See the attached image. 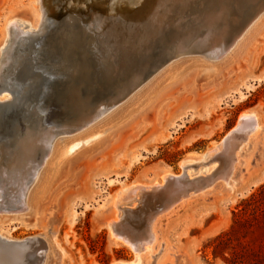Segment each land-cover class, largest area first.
Returning <instances> with one entry per match:
<instances>
[{
    "label": "rangeland",
    "instance_id": "374dc122",
    "mask_svg": "<svg viewBox=\"0 0 264 264\" xmlns=\"http://www.w3.org/2000/svg\"><path fill=\"white\" fill-rule=\"evenodd\" d=\"M123 1L121 3L126 2ZM133 1L134 6L139 4L138 0ZM199 1L185 0L184 9L173 8L167 12L166 15L173 20L185 17L177 33L179 38L197 40L207 35V10L201 11V19L184 14L178 17L180 11L187 13L188 10L190 13L192 4ZM227 1H219L226 17L222 19L220 16L213 28L224 32L222 49L225 50L234 41L235 44L220 59V67L215 75L202 80L201 73L215 67V63L204 61V64L192 65L189 60L194 59L189 56L183 58L180 64L184 62L192 66L181 78L168 82L165 77L172 70L173 61L157 67L155 62L158 59L151 58L142 71V75H145L142 88L135 95H140L144 89L152 91L147 95L152 98L149 107L122 116L115 123L116 126L108 130V139L101 146H93L94 142L90 141L83 144L86 149H82L85 150L82 153L75 152L77 155L74 153L61 158L57 173L46 184L44 193L31 210L22 213L1 211L0 264H25L26 257L28 264H41L44 244L50 250L45 264H118L133 261L136 252L116 242L107 223H115L114 230L120 232L121 236L117 238L129 237L135 241L145 237L147 231L144 230L149 220L146 216L155 212L157 214L154 216L158 215L165 203L155 199L153 194L161 192L157 196L169 199L176 191L163 181V177L167 174L181 176L184 172L181 163L185 159L200 157L209 149L221 145L237 128L242 116L254 114L260 128L239 152L230 182L233 185L235 181L233 191L225 186L223 180L218 181L212 188L183 198L173 209L158 215L152 222L156 235L154 249L152 253H143L141 259V264H226L221 259H214L205 250V245L228 231L242 204L253 202V195L258 194L264 186V0ZM69 2L70 5L57 6L59 10L72 13L63 19L65 28L71 35L83 37L81 44L76 54L68 57L64 46L56 39L62 31L60 28L58 33L51 32L50 37L45 38L49 47L47 55L51 57L53 66L58 65V61L66 60L68 67L77 63L86 69L89 64V71L79 69L70 74L61 73L57 75V83L52 82L44 87L46 94L48 90H54L60 94V99L50 100L47 104L50 109L42 117L44 121L32 122L34 129L49 130L66 121L69 122L66 125H72V121L83 114L80 110L82 100L89 98L92 109L94 105L96 107L109 100L112 92H116L114 89L119 79L124 82L130 73H136L139 69L135 68V63L143 61L145 50L137 44L144 39L146 27L138 26L136 31L134 28L137 26L130 21L127 25L131 28L127 26L125 36H115L112 25L118 10L116 12L115 8L105 4L95 5L89 0ZM35 5V0H0V44L6 21L13 17H33ZM177 6L182 7L180 4ZM82 9L90 10L93 14L91 18L88 19ZM125 9H120L118 14L125 12L122 15L126 19L130 14L132 17L135 15ZM220 12L221 9H215L216 14ZM58 22H55L54 29L63 24L59 25ZM127 33L133 37L128 38ZM148 35H152V32L146 36L150 38ZM125 37L130 40L128 44L122 41ZM41 43L37 42L35 46L40 48ZM160 51L155 50L154 53ZM125 57L127 67L125 62L121 63ZM11 100H17L15 94L10 93L8 100L9 104H14ZM123 105L115 108V111ZM0 115L5 120L3 112ZM22 119L18 118L15 127H18L19 135L24 133ZM1 131L2 127L0 141L16 148L18 143L14 134L4 136ZM65 151L61 150V153ZM53 161L51 159L49 164H43L39 169L36 178L39 179L35 180L37 184L34 182L35 185H32L33 190L44 185L43 177L54 167L55 163L50 165ZM155 184L159 185L151 190L132 188L124 194L119 205L122 209L113 206L112 201L120 190ZM131 202L135 203L132 205ZM73 205H76L78 213L74 221L71 216ZM45 239L47 241L43 243ZM247 239L264 258V224L250 233Z\"/></svg>",
    "mask_w": 264,
    "mask_h": 264
},
{
    "label": "bare ground",
    "instance_id": "6f19581e",
    "mask_svg": "<svg viewBox=\"0 0 264 264\" xmlns=\"http://www.w3.org/2000/svg\"><path fill=\"white\" fill-rule=\"evenodd\" d=\"M89 1L98 6H102L104 4L108 5L109 7L115 8L116 12L117 10L119 12L120 9L125 7L127 9L124 11L129 13L133 12L132 14H135L133 17L130 16V14L126 19V16H123L125 15V12L119 14L117 12V15H115V22H113L112 25V31L115 36L124 37V33H126L125 30L127 31L130 27L127 25L130 21L134 24V26H137L134 28L136 31L138 30V26H142L144 28L146 27V35H143L144 39L142 42L140 39V42L137 44V46L140 45L143 51L145 50L142 54L143 61H137L135 63V68H138L139 70L136 73H130L129 77L124 79L126 82H121L122 79H119V83L114 89L116 92H112V96L109 100H105L104 102L96 105V107L94 105L95 108L93 107V109L90 108L89 98L82 100L83 105L80 110L82 109L83 114L78 119L74 120V122L72 121V125L69 124L70 126L66 125V123H69L66 121L65 124L52 127L49 130L47 128L45 130L34 129V125L32 126L33 121H30L29 119L30 116H32V112H28L23 115V126H21V128L24 133L19 135L18 127L16 128L17 132L14 133L18 143L17 147L12 148L9 144H6L7 142L5 143L4 141V143H2L3 141H0V212L12 211L14 213H22L24 211L31 210L37 199L44 193L43 191L46 188V184L50 181L51 177H54L57 173L56 168L59 167L60 163H58V161H60L61 158H67L75 152L79 154L82 153L85 151L82 149H86V146L84 147L83 144H88L90 141L94 142V144H92L93 146H101L100 144L104 143L103 141H105V139H108V136H106L109 132L108 130H110L112 126H116L115 123L122 116L126 115L128 112H130L128 115H131L138 110H144L149 107L152 98L147 95L152 94V91L144 89L140 95H135L138 94L140 88H142L143 76H145L142 75V71H144L145 64L147 65L151 58L158 59L156 60L157 62H155L157 63L155 64L157 67L166 62L170 63L173 61L172 70L168 76L165 77L168 82L181 78L186 73V70L192 65L204 64V61H208L210 64L215 63V67L205 69L201 73V79L208 80L219 70L220 59L223 58L235 44L234 41L231 46L225 50L222 49L224 32L221 33L213 28L216 26L217 20L220 16L222 19L226 17L225 9L222 3L219 2L220 0H198L199 2H196L195 5L192 4L193 6L187 2V4L191 6L192 11L190 13L188 10L186 11L187 13H183L181 11L178 12L181 14L178 17L184 14V16L187 17L195 15L197 18L201 19V11L204 12L207 10L206 15H208V17L205 18L207 21V28L205 30L207 35L205 37L201 36L197 40L192 38L181 39L177 35L179 30L182 28L185 17L182 16L183 19L175 18L173 20L171 17L166 15L167 12L172 11L173 8L184 9L183 4H185V0H138L139 4L136 6L133 5V0H124L126 2L123 0ZM122 1L124 3H121ZM35 3L36 9L33 17L24 19L13 17L9 18L5 23L4 37L2 43L0 44V103L8 102L10 93H19V97H24V95L27 96V92L30 90V85L38 86L41 84V70L50 68L52 72H56V75H59L61 73L70 74L79 69H83V67L77 63L74 66L68 67L66 65V60L58 61V65L53 66L51 64V57L48 56L49 47L45 38L47 36L50 37L49 33L51 32L58 33L60 28H62V31L59 33V37L56 36V39L58 38L60 44L64 46L68 57L74 56L76 54V50L81 44L83 37L71 35V33L65 28L66 24L63 19L67 14L72 15V13L65 12V10H59L57 6V4H60L62 7L70 5L69 0H35ZM135 3L137 2L135 1ZM202 3H204V5H199ZM177 4H180L182 7L178 8ZM218 8L221 9V12L216 14L215 9L217 10ZM82 11L88 19L91 18V15H93L90 10L82 9ZM112 19H114V17ZM205 19L202 20L205 21ZM93 20H95V17ZM57 21H59V25L60 23L63 24H61L57 29H54V24ZM162 22L163 24L161 25ZM63 27L65 29H63ZM150 32H152V35L148 36L151 39L146 37ZM137 34L139 35V33ZM129 36L133 37L129 34L128 38ZM125 38L124 40L122 39V41L128 44V41L130 42V40ZM148 39H150V42ZM37 42H42V47L37 48L35 46ZM159 49L161 50L160 53H154L155 50ZM189 56L194 59L189 60L192 65H186L184 62L180 64L183 58H189ZM126 59L127 57L123 58L121 63L124 64L125 62L126 64ZM196 61H199V63H195ZM34 62H38L37 64L39 65L35 68V70L31 65ZM88 67L83 70L89 71ZM56 80L58 81V79ZM79 94L80 93L77 92L78 96ZM68 96L69 95H67V97ZM16 98L18 99V97ZM80 99L81 98H79L78 101ZM121 104H124L123 107L115 111V108ZM46 111L43 112L44 115H46ZM0 114H2L1 111ZM3 121V117L0 115V128L2 127ZM259 128L260 126L257 124V119L254 114L244 115L242 116L237 128L229 134L226 141H224L221 145H217L209 149L200 157L185 159L181 163V167L184 171L181 176H173L171 174L165 175L163 177V181L176 191H173V196L169 199L164 198L163 196H157L161 192L153 194L155 199H158L159 201L161 200L162 203L165 202L163 209L158 213V215L164 214L173 209V207L176 206L183 198H188L193 194L212 188L218 181L223 180L225 182V186L230 191H233L235 181H233V185H230V182L232 181V176L236 170L235 167L239 160V152L252 139V134ZM60 140L64 142V144H61ZM61 150L66 151L61 153ZM216 156H218V158ZM51 159L52 161L54 159L55 160L50 163V165H53L54 163L55 165L54 167H51L49 169L50 172L43 177L44 180L42 178L45 182L44 185L41 183V187H37L36 190H33L32 185L37 184L35 180L39 179H36L39 169L43 164H49ZM42 180L41 182H43ZM157 185L159 184L152 186L136 185L131 188L120 190L112 201L113 206L119 207L122 203V199L124 198V194L131 191L132 188H144L145 190H151ZM9 186L12 187L10 188ZM190 191H192V193H189ZM26 199L28 202H25ZM134 203L131 202L132 205ZM151 204H153V200ZM119 208L122 209L121 206ZM0 214H2V212ZM77 214L76 205H73L71 210L73 221ZM154 214L151 216L148 214L149 216H146L149 217L147 228L144 230L147 231V235L140 240H135L137 241V244L129 237L117 238V236H121L120 232L118 233L114 230L116 226L115 223H107V227L111 229L112 235L116 237L114 238L115 241L131 247L136 252L133 261L119 262L118 264H141L143 253H152L156 241V235L152 230V222L158 216H154ZM134 215L135 214H133V216ZM119 216L121 217V215ZM115 222H117V219ZM137 228L135 229L136 231H138ZM141 230L143 229L141 228ZM141 230L139 229V231ZM118 231L120 230L118 229ZM135 234H137V232ZM46 241L47 240L45 239L43 243H46ZM142 241L144 243H142ZM43 247L44 254L41 256V264L46 263L48 253L50 252L48 245L44 244ZM26 258L24 263L28 264V259Z\"/></svg>",
    "mask_w": 264,
    "mask_h": 264
},
{
    "label": "trees",
    "instance_id": "16d2710c",
    "mask_svg": "<svg viewBox=\"0 0 264 264\" xmlns=\"http://www.w3.org/2000/svg\"><path fill=\"white\" fill-rule=\"evenodd\" d=\"M252 201L242 204L228 231L205 245V250L214 259H221L226 264H264L259 250L247 239L264 224V186L253 195Z\"/></svg>",
    "mask_w": 264,
    "mask_h": 264
},
{
    "label": "water",
    "instance_id": "95a60500",
    "mask_svg": "<svg viewBox=\"0 0 264 264\" xmlns=\"http://www.w3.org/2000/svg\"><path fill=\"white\" fill-rule=\"evenodd\" d=\"M38 62H34L31 65L32 68L35 70ZM41 84L38 86L30 85V90L27 92V96L19 97V93H15V96L18 99L14 102V104H9L8 102L0 103V111L3 112L4 121L2 124V133L4 136H11L16 130V124L18 123V118L23 117V115L27 114L28 112H32V116H30V121H38L40 120L43 122L42 119L44 115V111H48L50 106H46L50 100L53 98L60 99L58 93L54 90H49L46 94V90L44 87L48 86L49 83L56 82V79L59 77L56 75V72H52L50 68H46L45 70H41ZM61 79V78H60ZM42 102V103H39ZM34 110H37L35 112ZM16 130V131H15Z\"/></svg>",
    "mask_w": 264,
    "mask_h": 264
}]
</instances>
